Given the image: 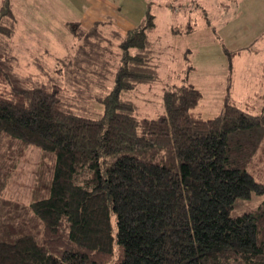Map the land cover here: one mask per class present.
I'll use <instances>...</instances> for the list:
<instances>
[{
    "label": "trees",
    "instance_id": "16d2710c",
    "mask_svg": "<svg viewBox=\"0 0 264 264\" xmlns=\"http://www.w3.org/2000/svg\"><path fill=\"white\" fill-rule=\"evenodd\" d=\"M154 26L148 12L123 40L135 54L124 52L101 118L64 110L60 86L14 85L0 57V264H264V171L252 164L264 107L228 96L206 118L187 84L165 91L164 114L137 117L122 93L157 80ZM31 146L41 157L29 201L8 198Z\"/></svg>",
    "mask_w": 264,
    "mask_h": 264
},
{
    "label": "rangeland",
    "instance_id": "374dc122",
    "mask_svg": "<svg viewBox=\"0 0 264 264\" xmlns=\"http://www.w3.org/2000/svg\"><path fill=\"white\" fill-rule=\"evenodd\" d=\"M9 1L13 16L0 15L3 28L11 29L10 34L0 30L3 67L19 87H62L64 110L91 118L104 115L101 99L115 91L124 52L135 54L126 49L127 33L118 23L133 28L143 24L148 12L154 15L155 28L148 36L157 80L138 81L122 93L135 103L137 117L164 114L165 91L187 84L202 93L195 109L206 118L218 115L228 96L255 112L264 107V0H115L123 10L114 3L119 11L108 7L96 23L94 16H86L84 27L71 28L78 39L63 25V18H71L68 2ZM2 6L0 0V14ZM113 17L117 24L108 20ZM31 147L13 173L8 198L29 201L41 157V149ZM261 151L252 164L264 171V145Z\"/></svg>",
    "mask_w": 264,
    "mask_h": 264
},
{
    "label": "crops",
    "instance_id": "0c3cea01",
    "mask_svg": "<svg viewBox=\"0 0 264 264\" xmlns=\"http://www.w3.org/2000/svg\"><path fill=\"white\" fill-rule=\"evenodd\" d=\"M57 1L68 2V4H66V7L70 11V17L71 18H63V25L65 24V26L70 28V31H71V26L70 25H72V24H74L75 28L76 27L77 28L82 27L83 24L86 23V21H87L86 20V16H88L89 18L91 16H94L95 17L94 18L95 19L94 23H96L98 21H101L100 17L105 15V9H107L108 7H112L114 10H118L119 11L118 7L116 5H114V3L118 4V6L121 9V11L123 10L122 6L120 5V2H117L115 0H51L50 4H55V2H57ZM40 15L42 16L41 19H42L43 22H47L48 21L47 16H45L42 12H40ZM98 15H101V16H98ZM103 20L107 22V20L105 18H103ZM108 20L109 21H113L114 23H116L114 21V17L111 18V19H108ZM144 21H143V24H142V22H140L139 25H137V26H135L133 28H130V27H128V26H126L125 24H122V23H118V24H119L120 28L125 33L128 34L129 32H131L132 30H134L137 27H143L144 26ZM154 28H155V26H154ZM154 28L152 30H150L149 33L154 31ZM35 29L36 28H34L33 30H35ZM16 30H17V27H16ZM72 35H73L74 38L78 39V34L76 32H74V33L72 32ZM56 45L57 44H53V46L51 48L56 47ZM62 67H59V69L62 68ZM124 99H126V98H124ZM126 100H129V99H126Z\"/></svg>",
    "mask_w": 264,
    "mask_h": 264
}]
</instances>
